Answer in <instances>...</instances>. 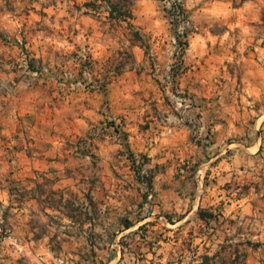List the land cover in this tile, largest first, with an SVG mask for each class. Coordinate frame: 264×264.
<instances>
[{
  "label": "crops",
  "instance_id": "1",
  "mask_svg": "<svg viewBox=\"0 0 264 264\" xmlns=\"http://www.w3.org/2000/svg\"><path fill=\"white\" fill-rule=\"evenodd\" d=\"M132 46L138 63L146 50ZM204 52L199 43L189 51ZM14 84L0 112V205L17 212L18 235L2 240L0 264H20L12 242L33 246L32 264H81L79 246H114L124 233L149 227L163 260L172 257L166 249L190 239L195 264H262L264 109H251L248 118L235 106L179 112L166 91L151 105L131 108L128 86L119 82L108 85L103 106L96 90H63L51 108L25 82ZM194 90L204 101L202 89ZM194 117L202 125L196 138ZM92 129L99 133L89 139V156L74 144ZM209 129L211 139L203 132ZM129 154L143 161L138 165ZM9 221L12 228V216ZM99 229L107 236L97 237ZM55 243L73 251L45 247Z\"/></svg>",
  "mask_w": 264,
  "mask_h": 264
},
{
  "label": "rangeland",
  "instance_id": "2",
  "mask_svg": "<svg viewBox=\"0 0 264 264\" xmlns=\"http://www.w3.org/2000/svg\"><path fill=\"white\" fill-rule=\"evenodd\" d=\"M122 4L133 18H110L105 0H0V112L12 98L14 81L25 82L27 90L40 93L38 98L51 108L65 90H96L103 106L109 100L108 85L119 82L128 86L131 108L151 105L166 91L179 112L201 104L215 111L235 106L248 118L251 109H264V0H122ZM198 43L205 52L192 57L189 51ZM132 44L146 50L138 63ZM193 87L202 89L204 101L195 97ZM258 96L261 99L254 100ZM199 122L196 117L192 120L195 138L202 133ZM203 132L207 139L214 135L210 129ZM98 133L92 129L76 141V150L90 156L89 139ZM129 156L138 165L143 161ZM5 187L18 189L12 182ZM16 215L0 205V252L2 240L18 235ZM154 232L150 227L141 232L132 229L114 246L81 245L75 250L80 254L76 260L81 264H195L198 252L190 239L166 249L170 260L156 256ZM177 233L184 236L180 230ZM99 236L107 234L99 229ZM145 236L147 241L142 239ZM28 247L12 242L20 264H32L33 246ZM45 247L57 254L73 251L72 245L58 243Z\"/></svg>",
  "mask_w": 264,
  "mask_h": 264
},
{
  "label": "trees",
  "instance_id": "3",
  "mask_svg": "<svg viewBox=\"0 0 264 264\" xmlns=\"http://www.w3.org/2000/svg\"><path fill=\"white\" fill-rule=\"evenodd\" d=\"M105 2L107 3V9L110 18L117 20L133 18L131 10L123 6L122 0H105ZM135 36L139 37V33L136 32ZM200 215L201 217L206 216V214L203 212H201ZM262 264H264V259L262 260Z\"/></svg>",
  "mask_w": 264,
  "mask_h": 264
}]
</instances>
